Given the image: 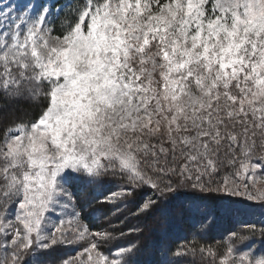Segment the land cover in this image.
<instances>
[{
    "label": "snow or ice",
    "instance_id": "snow-or-ice-1",
    "mask_svg": "<svg viewBox=\"0 0 264 264\" xmlns=\"http://www.w3.org/2000/svg\"><path fill=\"white\" fill-rule=\"evenodd\" d=\"M0 99L39 109L0 125V264H141L162 202L264 203V0H0ZM248 231L159 264H264Z\"/></svg>",
    "mask_w": 264,
    "mask_h": 264
},
{
    "label": "trees",
    "instance_id": "trees-1",
    "mask_svg": "<svg viewBox=\"0 0 264 264\" xmlns=\"http://www.w3.org/2000/svg\"><path fill=\"white\" fill-rule=\"evenodd\" d=\"M13 103L21 109L14 116L4 115V112L0 113V125H6L18 118H22L25 121L32 120L39 109L32 104L25 103L23 101L10 102L0 99V106L9 105ZM8 113V112H6ZM223 175V173H222ZM190 191V190H189ZM241 203L238 205L243 207L245 216L241 213L233 215L229 220L217 224L211 228L207 233L198 234L197 228H193V224H196L199 217L188 211L186 207H182L179 201H169L168 203H161L160 206L153 210L150 214L142 216L139 220L130 219L128 224L130 227H138L141 229L139 233H135L130 237H126L125 241L131 240L134 243H139L141 246V255L139 257L141 264H159L161 254L169 247H176L181 243H185L189 240H195L196 244H212L216 245L221 242L223 236L227 231H244V235H251L248 228L251 224H255L257 228L261 227L264 222V204H251L240 198H234ZM213 203L209 198V205ZM252 211V217L246 220L248 215L246 213ZM242 212V211H241ZM97 219L93 222L97 225L102 223L99 219L100 213H95ZM255 248L259 251H264V243H262L261 237L256 236ZM65 256H72L74 252L71 249H63ZM198 260V257H197ZM181 264H188L187 261H182Z\"/></svg>",
    "mask_w": 264,
    "mask_h": 264
},
{
    "label": "rangeland",
    "instance_id": "rangeland-1",
    "mask_svg": "<svg viewBox=\"0 0 264 264\" xmlns=\"http://www.w3.org/2000/svg\"><path fill=\"white\" fill-rule=\"evenodd\" d=\"M5 2L7 3H15L17 4L18 6H21L23 5V3L25 2V0H5ZM53 3H56L57 0H52ZM58 2H60V4H63L66 2V0H58ZM0 110L1 112H4L3 114L6 116L8 114H10V116H14L18 111H21V109L19 107H17L16 105H14L13 103H10L9 105H1L0 106ZM8 112V113H6ZM0 115H2L0 113ZM1 119V118H0ZM256 184H255V188H264V174H258V176L256 177ZM240 198L242 201L245 200L247 201L248 203H251V204H259V203H262L260 200H255V201H250V200H247L246 197H238ZM264 204V203H262ZM243 208V207H241ZM242 215L244 214V212H240ZM248 215V217L246 218V220H249L248 218L252 217L253 213L252 211L246 213ZM245 216V214L243 215ZM246 217V216H245ZM246 230V229H245ZM242 231V234H245L246 231ZM251 234V232H250ZM256 236H258V232L256 233ZM74 255V254H72Z\"/></svg>",
    "mask_w": 264,
    "mask_h": 264
}]
</instances>
